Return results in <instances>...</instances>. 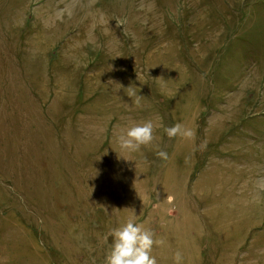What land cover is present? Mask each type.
Instances as JSON below:
<instances>
[{
    "label": "rangeland",
    "instance_id": "obj_1",
    "mask_svg": "<svg viewBox=\"0 0 264 264\" xmlns=\"http://www.w3.org/2000/svg\"><path fill=\"white\" fill-rule=\"evenodd\" d=\"M129 210L157 264H264V0H0V264H104Z\"/></svg>",
    "mask_w": 264,
    "mask_h": 264
},
{
    "label": "clouds",
    "instance_id": "obj_2",
    "mask_svg": "<svg viewBox=\"0 0 264 264\" xmlns=\"http://www.w3.org/2000/svg\"><path fill=\"white\" fill-rule=\"evenodd\" d=\"M159 124L152 120L136 122L124 127L117 137L121 149L129 154L138 152L141 146L150 144L153 139L155 127H163L161 118L157 117ZM169 138L181 137L194 139L195 131L183 123H176L164 128ZM162 159H168L164 151L157 153ZM128 217L119 226L111 229V244L106 252L104 264H157L156 257L152 255L154 245L162 241L154 238V232L143 224L137 223L134 210H129ZM179 259V254H177Z\"/></svg>",
    "mask_w": 264,
    "mask_h": 264
}]
</instances>
